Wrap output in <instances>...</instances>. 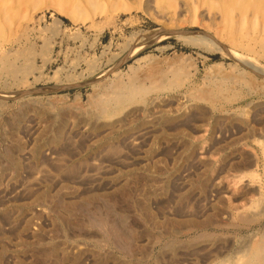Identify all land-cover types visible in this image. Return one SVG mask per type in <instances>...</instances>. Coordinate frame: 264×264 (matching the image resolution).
Returning a JSON list of instances; mask_svg holds the SVG:
<instances>
[{
  "label": "rangeland",
  "instance_id": "1",
  "mask_svg": "<svg viewBox=\"0 0 264 264\" xmlns=\"http://www.w3.org/2000/svg\"><path fill=\"white\" fill-rule=\"evenodd\" d=\"M96 207L130 256L79 228ZM0 221V264H242L264 235V0H0Z\"/></svg>",
  "mask_w": 264,
  "mask_h": 264
},
{
  "label": "bare ground",
  "instance_id": "2",
  "mask_svg": "<svg viewBox=\"0 0 264 264\" xmlns=\"http://www.w3.org/2000/svg\"><path fill=\"white\" fill-rule=\"evenodd\" d=\"M120 3V2H119ZM193 7H195V6H193ZM93 9V8H92ZM23 10V9H22ZM76 11V10H75ZM78 11V10H77ZM194 12V11H193ZM5 13V12H4ZM24 13V12H23ZM244 21V20H243ZM242 23V22H241ZM252 30V29H251ZM240 44V43H239ZM243 44V43H242ZM241 45V44H240ZM246 45V44H245ZM242 48V47H241ZM69 111V110H68ZM2 127V126H1ZM12 128V127H11ZM138 132V131H137ZM135 140H137V139H133L132 138V140L130 139V141H127L128 143H129V145L131 146V145H134V146H138L139 145V143L137 142V141H135ZM100 160V159H99ZM76 167V166H75ZM100 167V166H99ZM97 170V169H96ZM80 172V171H79ZM40 173V172H39ZM100 173V172H99ZM98 173V174H99ZM85 176V175H84ZM82 177V176H81ZM83 178V177H82ZM40 179V178H39ZM40 181V180H39ZM76 182V181H75ZM73 183V182H72ZM25 191V190H24ZM25 195V194H24ZM16 196V195H15ZM30 197V196H29ZM108 198V197H107ZM58 199H60V198H58ZM51 200V199H50ZM58 201V200H57ZM103 201V200H102ZM55 202V201H54ZM59 202V201H58ZM62 202V201H61ZM60 202V203H61ZM79 202V201H78ZM57 203V202H56ZM87 204V203H86ZM63 205V204H62ZM58 206H59V204H58ZM78 206V205H77ZM80 206V205H79ZM86 206V205H85ZM57 207V206H56ZM55 208V207H54ZM79 208V207H78ZM90 208V207H89ZM77 209V207L75 208L74 206H73V209H71V210H69L68 212H69V214H71V216L74 214L72 211H74V210H76ZM107 209V208H106ZM110 209H112V208H110ZM263 209V208H262ZM64 210V209H63ZM65 210H68V209H65ZM78 210V209H77ZM82 210V209H81ZM80 210V211H81ZM108 210V209H107ZM260 210V209H259ZM60 212L61 211H59V213L58 214H60ZM251 212V211H250ZM262 213V212H261ZM65 214H66V212H65ZM77 214V213H76ZM116 214V213H115ZM68 215V214H67ZM67 215H65V216H67ZM78 215V214H77ZM87 215V214H86ZM91 215V214H90ZM111 215V214H110ZM256 215H258V214H256ZM59 217H61V215H58ZM69 216V215H68ZM112 216V215H111ZM125 216V215H124ZM124 216H122L123 218H124ZM245 216V215H244ZM247 216V215H246ZM249 216V215H248ZM253 216V215H252ZM57 217V216H56ZM58 217V218H59ZM120 218V220H119V222L120 223H118V222H116V221H114V220H110V218H109V210H108V212L107 211H105V212H101L100 210H99V208H97L96 207V209L94 210V213H93V215H92V218L90 217V221H89V223H85V224H81V225H79V228H84V227H89V228H98V230L100 231L101 230V233H103V236L106 238V239H110V240H113V242L114 243H116V245L120 248V250L124 253V254H126L127 256H130L131 255V253H132V249H133V240H132V233H131V231H128L127 230V232L125 231V230H123L124 228L122 227L121 228V224H122V222H123V224L126 222V219H123V218ZM67 218H70V217H67ZM3 219V218H2ZM231 219V218H230ZM253 218H250V220H252ZM66 220H68V219H66ZM243 220V219H242ZM1 221H3V220H1ZM0 221V222H1ZM62 221V220H61ZM222 221V220H221ZM239 221H240V219H239ZM247 220H244V221H241L242 223L243 222H246ZM249 221V220H248ZM67 222V221H66ZM68 222H71V221H69L68 220ZM249 222H251V221H249ZM248 222V223H249ZM61 223V222H60ZM138 224V223H137ZM244 224H246V223H244ZM228 225V224H227ZM226 225V226H227ZM192 226L194 227V228H201V227H199L198 225H195V224H193L192 223ZM201 226V225H200ZM208 226V225H207ZM225 226V227H226ZM235 226H236V224H235ZM262 226H264V225H262ZM57 227V226H56ZM78 227V226H77ZM264 228V227H263ZM34 229V228H33ZM59 229V228H58ZM76 229V228H75ZM190 229V228H189ZM98 230H96V231H98ZM199 231V230H198ZM228 231V230H227ZM100 233V232H99ZM166 233V232H165ZM96 234V233H95ZM127 234H129V235H127ZM159 234V233H158ZM201 234V233H200ZM150 235V234H149ZM225 235V234H224ZM261 235V234H260ZM259 235V236H260ZM96 236H98V235H96ZM189 236H191V235H189ZM195 236H197V235H195ZM201 236H203V235H201ZM200 236V237H201ZM214 236V235H213ZM223 236V235H222ZM75 237V236H74ZM194 237V236H193ZM199 237V238H200ZM234 238V237H233ZM242 238V237H241ZM245 238V237H244ZM243 238V239H244ZM92 239V238H91ZM204 239H205V237H204ZM259 239V238H258ZM144 240V239H143ZM202 240H203V238H202ZM255 240V239H254ZM261 241H259V243H256V244H254V245H252L250 248H249V250H248V252H247V250H246V254L244 253V250L246 249H244L243 250V254H245L244 255V257H245V259H244V257L242 258V259H240V260H242V264H264V235H262V239H260ZM95 241V240H94ZM96 241H97V239H96ZM95 241V242H96ZM103 241V240H102ZM249 241V240H248ZM172 242V241H171ZM113 244V243H112ZM99 245V244H98ZM136 245V244H135ZM172 245V244H171ZM114 246V245H113ZM91 247V246H90ZM98 247V246H97ZM172 247V246H171ZM99 248V247H98ZM166 248V247H165ZM164 249V248H163ZM241 250V249H240ZM114 251V250H113ZM134 253V252H133ZM237 253V252H236ZM242 253V252H241ZM5 254V253H4ZM91 255V254H90ZM233 255V254H232ZM2 256V255H1ZM20 256V255H19ZM136 256V255H135ZM134 256V257H135ZM146 257V256H145ZM224 257V256H223ZM83 258V257H82ZM216 259V258H215ZM232 259V258H231ZM234 259V258H233ZM237 260H239V258H236ZM205 260V259H204ZM211 260V259H210ZM223 260V259H222ZM221 260V262H223ZM220 261V260H219ZM214 262V261H213ZM218 262V261H217ZM227 262H228V258H227ZM5 263V262H4ZM57 263V262H56ZM186 263V262H185ZM215 264H216V262H214ZM214 263H212V264H214ZM229 263V262H228ZM79 264V263H78ZM190 264H192V263H190ZM218 264H220L219 262H218ZM222 264V263H221ZM226 264V263H225Z\"/></svg>",
  "mask_w": 264,
  "mask_h": 264
}]
</instances>
